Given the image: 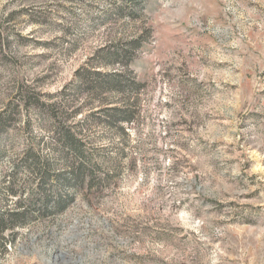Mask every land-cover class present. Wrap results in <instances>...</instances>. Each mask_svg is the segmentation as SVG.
<instances>
[{
  "label": "rangeland",
  "instance_id": "1",
  "mask_svg": "<svg viewBox=\"0 0 264 264\" xmlns=\"http://www.w3.org/2000/svg\"><path fill=\"white\" fill-rule=\"evenodd\" d=\"M0 264H264V0H0Z\"/></svg>",
  "mask_w": 264,
  "mask_h": 264
},
{
  "label": "trees",
  "instance_id": "2",
  "mask_svg": "<svg viewBox=\"0 0 264 264\" xmlns=\"http://www.w3.org/2000/svg\"><path fill=\"white\" fill-rule=\"evenodd\" d=\"M49 199H47L44 203V205L47 207L50 203V201H48ZM56 206H57V211H64L65 208L67 207V201H64L63 198H59L57 203H56ZM25 217V214L24 213H14L12 215V222L14 224L16 223H20V220L23 219Z\"/></svg>",
  "mask_w": 264,
  "mask_h": 264
}]
</instances>
